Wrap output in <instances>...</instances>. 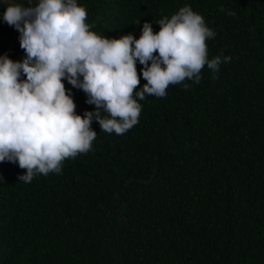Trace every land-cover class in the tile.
I'll use <instances>...</instances> for the list:
<instances>
[{
	"label": "trees",
	"instance_id": "16d2710c",
	"mask_svg": "<svg viewBox=\"0 0 264 264\" xmlns=\"http://www.w3.org/2000/svg\"><path fill=\"white\" fill-rule=\"evenodd\" d=\"M77 3L92 31L115 39H139L145 22L158 33L155 22L190 5L217 34L209 59H232L188 90L137 100L139 123L123 135L94 120L92 150L61 173L26 183V170L0 163V264H264V0ZM15 44L0 56L22 62ZM63 83L77 115L95 111Z\"/></svg>",
	"mask_w": 264,
	"mask_h": 264
},
{
	"label": "clouds",
	"instance_id": "9594fccd",
	"mask_svg": "<svg viewBox=\"0 0 264 264\" xmlns=\"http://www.w3.org/2000/svg\"><path fill=\"white\" fill-rule=\"evenodd\" d=\"M2 2L3 20L20 33L26 56L22 62L0 56V163L26 170L19 177L26 183L61 173L66 159L92 150L94 120L102 131L123 135L139 123L137 100L165 98L170 85L188 90L185 81L199 84L205 66L217 73L232 59L223 53L209 59L206 42L217 34L190 5L155 22L158 33L145 22L139 39H115L91 30L77 0ZM137 61L147 81L139 91ZM64 80L83 90L95 111L77 115Z\"/></svg>",
	"mask_w": 264,
	"mask_h": 264
},
{
	"label": "flooded vegetation",
	"instance_id": "af4514ba",
	"mask_svg": "<svg viewBox=\"0 0 264 264\" xmlns=\"http://www.w3.org/2000/svg\"><path fill=\"white\" fill-rule=\"evenodd\" d=\"M18 2H20V0H18ZM25 6L27 7V2L26 0H23ZM6 11V5L2 2V0H0V16L1 18L4 15V12ZM10 27V26H9ZM10 31L13 33V36H9L8 35V30L6 29V27L4 25L1 24V20H0V32L5 34L8 38H10L9 41H0V44L5 43L7 45H11V46H16L17 44L15 43H20V33L14 28V27H10Z\"/></svg>",
	"mask_w": 264,
	"mask_h": 264
},
{
	"label": "rangeland",
	"instance_id": "374dc122",
	"mask_svg": "<svg viewBox=\"0 0 264 264\" xmlns=\"http://www.w3.org/2000/svg\"><path fill=\"white\" fill-rule=\"evenodd\" d=\"M10 38H8L5 34L0 32V41H9Z\"/></svg>",
	"mask_w": 264,
	"mask_h": 264
}]
</instances>
